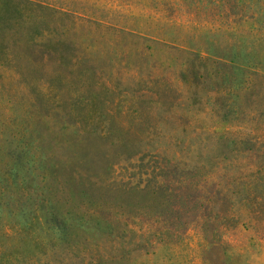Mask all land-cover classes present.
<instances>
[{
    "label": "rangeland",
    "instance_id": "374dc122",
    "mask_svg": "<svg viewBox=\"0 0 264 264\" xmlns=\"http://www.w3.org/2000/svg\"><path fill=\"white\" fill-rule=\"evenodd\" d=\"M0 264H264V0H0Z\"/></svg>",
    "mask_w": 264,
    "mask_h": 264
}]
</instances>
